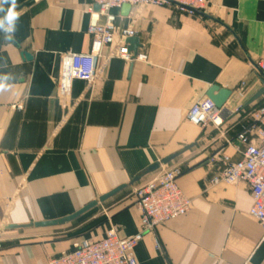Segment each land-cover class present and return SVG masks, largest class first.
<instances>
[{"label": "crops", "instance_id": "1", "mask_svg": "<svg viewBox=\"0 0 264 264\" xmlns=\"http://www.w3.org/2000/svg\"><path fill=\"white\" fill-rule=\"evenodd\" d=\"M207 1L206 11L194 15L175 5L115 10L118 32L132 29L147 60L114 58L92 91L75 81L69 94L60 86L62 55L91 52V0H16L14 43L0 31V77H7L0 91V264H48L113 229L121 238L136 236L134 189L171 168L182 170L177 184L193 207L146 233L137 263L264 264L249 186L208 187L216 171L206 160L221 141L188 121L212 87L233 93L229 108L264 87L256 68L264 61V0ZM242 82L248 88L239 102ZM177 153L183 154L73 223L8 229L70 217Z\"/></svg>", "mask_w": 264, "mask_h": 264}, {"label": "built area", "instance_id": "2", "mask_svg": "<svg viewBox=\"0 0 264 264\" xmlns=\"http://www.w3.org/2000/svg\"><path fill=\"white\" fill-rule=\"evenodd\" d=\"M168 5H175L182 13L194 15L205 12L208 1L91 0L88 11L91 23L87 31L92 40L91 52L62 55L60 86L63 93H69L75 81L86 83L87 91H92L105 67L114 58L128 63L135 61L133 55L128 54L126 41L134 38L136 33L132 29L118 32L115 10L124 6L141 9ZM97 6L99 11L95 10ZM111 47L113 51L105 56V49ZM136 60L146 61L147 58L140 54ZM256 68L264 78V61H259ZM247 88L246 82L240 84L236 91L237 101L245 100ZM260 100L247 109L242 103L230 108L226 104L219 109L208 98L201 99L189 111L188 121L202 129L211 128L221 141V145L206 160L207 165L216 171L212 178L206 179L208 187L222 183H246L253 199L250 215L259 223L264 241V101ZM17 110L22 111L23 106L17 105ZM230 131H235L233 136L229 135ZM228 149H231V154H228ZM182 175L180 168L159 171L152 180L134 189L141 229L136 236L121 238L119 232L113 229L101 239H82L69 252L51 258L48 264H138L135 249L144 235L186 216L193 207L192 200L183 194L177 184Z\"/></svg>", "mask_w": 264, "mask_h": 264}, {"label": "water", "instance_id": "3", "mask_svg": "<svg viewBox=\"0 0 264 264\" xmlns=\"http://www.w3.org/2000/svg\"><path fill=\"white\" fill-rule=\"evenodd\" d=\"M99 7H96V10L99 11ZM130 6H124L123 11L126 13L130 12ZM9 40L12 41L11 37L7 36ZM13 42V41H12ZM14 43V42H13ZM127 45V51L129 55H133V60H136L138 56L140 55V50L142 49L141 41L138 38H131L126 41ZM26 59L29 61L32 60V56L25 53ZM264 85V81H263ZM233 93L228 90H222L219 87H212L208 93H207V98L211 100L215 106L219 109L223 108L228 101L232 98ZM264 97V87L256 93L245 105L244 109H247L251 105L255 104L257 101H259L261 98ZM191 147H188L187 149L184 150V152L190 150ZM183 153H177L175 155H172L158 163H155L154 165L150 166L148 169H146L144 172H142L140 175L135 177L130 184L128 185H122L118 187L117 189L111 191L110 193L100 197L98 200L92 202L91 204L87 205L80 211L76 212L70 217L57 220V221H49V222H41V223H36L34 225L30 226H25V227H16V226H11L8 227V229H23V228H31V227H36V228H50V227H57V226H64L70 223H73L83 217L84 215L88 214L89 212L93 211L94 209L98 208L99 206L105 204L108 202L110 199L114 198L115 196L119 195L121 192L128 188H134L136 184H138L143 178L146 176L158 172L162 167L167 166L170 164L173 160H175L177 157L182 155ZM5 230H7L5 228Z\"/></svg>", "mask_w": 264, "mask_h": 264}, {"label": "clouds", "instance_id": "4", "mask_svg": "<svg viewBox=\"0 0 264 264\" xmlns=\"http://www.w3.org/2000/svg\"><path fill=\"white\" fill-rule=\"evenodd\" d=\"M8 4L6 11L4 5ZM17 2L16 0H0V12L4 15L0 17V31L8 34L10 37L12 33L16 30V24L19 20L20 13L16 11ZM7 77H0V91L7 90V85L5 83Z\"/></svg>", "mask_w": 264, "mask_h": 264}, {"label": "rangeland", "instance_id": "5", "mask_svg": "<svg viewBox=\"0 0 264 264\" xmlns=\"http://www.w3.org/2000/svg\"><path fill=\"white\" fill-rule=\"evenodd\" d=\"M263 101H264V98L263 99L261 98L260 102H263Z\"/></svg>", "mask_w": 264, "mask_h": 264}]
</instances>
